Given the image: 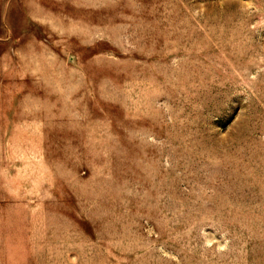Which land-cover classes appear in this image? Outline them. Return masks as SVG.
<instances>
[{"label":"rangeland","instance_id":"obj_1","mask_svg":"<svg viewBox=\"0 0 264 264\" xmlns=\"http://www.w3.org/2000/svg\"><path fill=\"white\" fill-rule=\"evenodd\" d=\"M0 264H264V0H2Z\"/></svg>","mask_w":264,"mask_h":264},{"label":"crops","instance_id":"obj_2","mask_svg":"<svg viewBox=\"0 0 264 264\" xmlns=\"http://www.w3.org/2000/svg\"><path fill=\"white\" fill-rule=\"evenodd\" d=\"M1 1H2V0H0V8H1V7H4V5L1 4Z\"/></svg>","mask_w":264,"mask_h":264}]
</instances>
